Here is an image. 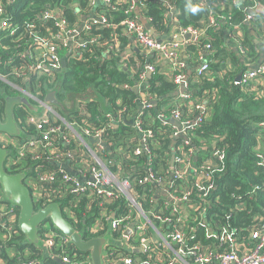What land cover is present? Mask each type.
Wrapping results in <instances>:
<instances>
[{
	"label": "trees",
	"instance_id": "16d2710c",
	"mask_svg": "<svg viewBox=\"0 0 264 264\" xmlns=\"http://www.w3.org/2000/svg\"><path fill=\"white\" fill-rule=\"evenodd\" d=\"M3 1L4 16L12 23L21 25L13 37H3L5 32L0 33V71L4 73L11 72L12 67L19 64L20 53L23 50H32L37 53L34 47L36 37L52 38L60 33L55 17L44 21L39 18L41 11L56 10L60 16H63L67 25L74 28L81 24L82 16L91 18L94 10L91 0H16L13 3ZM220 1L209 0L213 7L212 13L227 18V27H229L228 24L231 27L234 24H241L239 27L241 33L236 37L237 43H232L226 39L223 30L207 28L208 34L205 37L201 36L198 44H188L183 48L190 64L194 66L200 64L201 56L205 53L209 65L205 75L199 76L196 71H193L188 76V92L191 94V99H196L198 102L206 101V109L205 113L199 114L201 121L189 128L185 137H174L173 130L168 128L171 124L164 126L156 114L166 107V115H169L170 108L176 106L178 100L180 101L179 97L176 100L172 95L178 88L173 77H169L164 69L157 65L155 72L148 78V86L142 93H136L133 87L141 81L138 74L132 70L138 63L141 65H137V68H143L144 59L138 56L136 60H130L128 69L125 70L116 56L117 51L107 50L114 44L115 39L123 40L125 37L121 22L127 14L121 8L122 5L112 8L102 4L95 9L96 15L103 13L106 16L109 25H103L100 22L87 33L78 32L76 39L86 37L87 41L83 47L77 48L80 55H71L67 58V67L61 74L53 71L48 75L30 73L27 78H12L14 82L29 88L41 97L54 89L61 101L67 94L84 97L81 98L83 102L79 101L76 109L69 113H65L66 110L63 112L60 110V112L64 119L79 131L83 127L91 131H101V137L105 143V147L100 152L101 156L111 162L113 169H116L115 165L120 166L122 177L134 174V167H139L143 163V156L132 155L131 147L127 145V142L136 136V129L131 123V119L135 117L139 119L144 130H151L159 139L158 144H152L156 158L154 171L160 175L166 170V177L173 184L170 187L172 193L181 195L182 191L188 188L192 192L191 197L197 199V196L203 192L200 191L194 177L187 174L186 178L182 179L172 175L173 170L184 166V163L177 161L171 164L172 154L175 153L181 158L189 155L191 159L197 156L198 167L206 165L205 162H210L213 166L212 178L207 182L213 185L208 191V196L213 202L210 210L219 212V217L214 222L219 227L229 223L230 226L245 228L255 223L247 210L234 212L231 221L227 220L225 213L243 203L248 210H252L253 213L259 212L260 217H264L262 209L264 193L258 191L255 193V199L250 193V187L258 184L262 186L264 183V167L257 164L256 157L258 144L264 139L263 131L256 126V122L264 121V92L258 89L255 83H252L249 89L242 83L243 72L256 64L260 58V48L264 46V30L261 25L263 16L258 15L256 19L259 28H252L250 24L242 23L243 14L240 8L231 4L229 0H224L226 5L221 9ZM126 3L127 0H123V4L126 5ZM137 5L142 15L149 18L153 30L160 35H170L173 17L184 26L191 25L199 28L204 25L210 13L207 6L200 0H138ZM193 8L196 9L195 12L192 11ZM131 15L133 16L134 13L132 12ZM27 23L34 25L24 30L22 26ZM45 25L49 28L46 29ZM121 42L124 43V41ZM67 52L68 48L64 46L59 50L62 57ZM179 56L184 61L180 53ZM175 73L187 75L186 64ZM2 89L8 94L12 91L10 86L0 81V92ZM144 98L158 100L157 106L142 108L140 101ZM1 100L3 99L0 93V103ZM191 106V100L179 102L182 113L188 111ZM2 114H4L3 103L0 106V116ZM28 114L25 110H17L16 118L28 137L37 138L39 129L36 125L26 122ZM196 114L194 113L193 117ZM113 120L118 121L117 127L111 125ZM186 140H189L188 144ZM38 145L40 147V142ZM125 153L130 155L126 157ZM220 155L222 158L219 157ZM33 158L34 153L27 152L8 170L14 173L25 170L34 163ZM34 167L55 169L56 166L39 160ZM135 173L134 176L140 179L144 176L145 170L138 168ZM135 186L136 190L144 195V199H147L148 202L144 201V206L148 208L150 206L148 191L154 189V184L135 183ZM49 193L52 194L53 199L61 201L64 217L76 229L85 228L84 239L95 236L92 233L95 218H102V221L106 222V213L114 211L117 215H125L129 209L128 202L123 196L117 199H101L96 195L88 194L76 196L70 192L69 185L61 177H57L56 183L48 187L47 194ZM165 201L166 197L161 196L157 204L164 206ZM167 201L166 215H169L171 201ZM151 208L156 214L161 207L152 206ZM68 209L70 212H67ZM195 212L192 210V214H197ZM195 219L196 222H201L204 218L195 215ZM153 223L161 227L158 219L155 218ZM39 235L45 240L53 241V244L48 247L52 254L61 258L68 256L73 264H85V256L88 253L79 250L70 242H64V234L50 223L40 226ZM7 236L6 238L5 231L0 227V258L4 260L0 264H19L24 260H38L39 264H64L60 260L45 255L47 251L43 248L27 243L24 234L17 227ZM189 237L190 231L188 240ZM204 238L205 230L199 227L196 237L189 241L190 246L194 241L205 242ZM129 242L131 244L134 241L130 239ZM140 243V239H137L134 244L140 245ZM110 251L118 257L128 255L139 258L141 261L148 260L150 264L153 262L168 264L167 255L172 252L170 249L134 252L116 248Z\"/></svg>",
	"mask_w": 264,
	"mask_h": 264
},
{
	"label": "built area",
	"instance_id": "2783aa9c",
	"mask_svg": "<svg viewBox=\"0 0 264 264\" xmlns=\"http://www.w3.org/2000/svg\"><path fill=\"white\" fill-rule=\"evenodd\" d=\"M15 1L7 0L8 3ZM137 1L127 0L126 5H124L123 0H116L115 2L102 0L103 4L112 8L122 5L121 8L127 16L121 22V26L132 35L135 45L141 50V54L144 53L143 55H145L143 68H137V65H141L138 63L132 70L138 74L141 81L133 87L134 89L135 87H143L145 89L148 86V78L155 72L159 61H168L171 68V77L181 89L178 95L180 101L191 100L192 106L188 111L182 113L178 102L176 106L170 108V115H166V107L156 112V114L164 126L169 124L166 120L168 118L177 120L179 127L169 124L168 128L173 130L172 134L174 137H185L187 130L201 121L199 114L200 112L205 113L206 101L198 102L196 99L192 100L191 94L188 92V76L183 73H175V71L185 66V62L179 56L180 50L188 44H198L199 38L208 34L207 28L223 30L226 38L229 37L232 43H237L236 37L241 33L239 30L241 24H234L233 27L228 24L229 27H227L226 22L228 19L214 15L212 13V3L209 0H200L210 11L204 25L199 28H194L191 25L184 26L173 17L170 30L172 39L168 38L159 41L157 37L148 32L140 19L137 12L140 7L137 5ZM229 1L242 10V23L246 22L252 28H259L256 19L258 15H262L261 25L262 30H264V14L257 10L260 5L264 6V0ZM225 5L224 0L219 2L221 9L225 8ZM4 7V1L0 0V33L5 32L3 37H13L17 32V28L21 25L12 23L9 18L4 16ZM95 9L96 6H94ZM132 12L134 13L133 16L131 15ZM53 16L60 33H57L52 38L39 39L36 37V45L34 47L37 53L32 50H23L20 53L21 61L12 67L11 72L4 73L0 71V81L10 86L12 91L16 92V94H25L35 104L45 107L44 112L40 116L30 113L24 107L20 109L29 113L26 122L36 125L39 129L37 138H31L25 134L26 139H17L10 137L6 133H0V144L9 148L12 152L6 162L7 169L16 164L27 152L34 153V163L22 171L29 172L25 183L31 190L35 207L45 206L52 202L61 203V201L53 199L52 194H47L48 187L56 183L57 177H61L69 185L70 192L76 196L88 194L90 196L96 195L101 199L125 197L129 205L127 214L117 215L116 212L112 211L105 214L106 222L102 221V218L94 219L92 233L95 236L93 237H102L109 234L112 238V242L106 246V252L103 257L105 264H150L148 260L141 261L139 258L128 255L115 256L110 251L114 248L134 252H136L135 250L148 252L170 249L172 252L167 255L168 264H264V217H260L259 212L253 213L252 210H248L245 204L242 203L225 213L227 220L231 221L234 212L247 210L255 223L245 228L230 226L229 223L219 227L214 222L219 217V212L210 210L213 205L208 196V191L212 189L213 185L207 183L212 178L211 168L213 166L210 162H205L206 165L198 167L197 162L194 161L195 156L191 159L189 155L181 158L176 156L175 153L172 154L171 164L174 161L184 163L182 168L173 170L172 175L182 179H185L187 174L194 177L200 191H203L201 195L197 196V199L191 197L192 192L188 188L182 191L181 195L172 193L170 187L173 184L166 177V170L160 175H157L154 171L156 158L152 150V144H158L159 139L154 136L151 130H144L139 123V119L135 117L131 119V123L136 129V136L130 139L127 145L131 147L132 155L143 156V163L139 167H134V174L122 177L120 175L121 167L115 165L116 169H113L111 162L106 161L101 156L100 152L105 147V143L101 137L100 130L91 131L89 128L83 127L79 131L73 124L68 123L64 119L58 107L44 102L45 96L41 97L33 93L29 88L14 82L12 77L27 78L30 73H46L48 75L53 71L57 72L61 69V62L64 58L78 55V53L80 55L77 48L83 47L87 39L86 37H81L77 40L76 35L79 31L87 33L94 25L100 22L103 25H109L103 13L99 15L94 13L91 18L82 21V27V23L76 26L78 28H70L63 16H60L56 10L45 9L39 14V18L44 21ZM33 25L32 23H27L22 27L25 30ZM47 28L49 27L46 26ZM187 34L190 35L188 39L177 41L178 38H184ZM73 44L77 45L76 51L73 48ZM63 46L68 48V52L62 57L59 54V50ZM108 50L118 51L117 39L114 40V44L110 45ZM67 54H69L68 57H66ZM146 57L151 59L146 60ZM201 58L202 62L196 70L199 76L205 75L209 69L205 53L202 54ZM255 81H264V63L255 67L250 66L243 72L242 83L244 87L249 89L250 85ZM262 91L264 92V89ZM2 92L5 91L3 90ZM151 102L150 99L144 98L140 101V104L142 108L152 107L153 104ZM194 113L197 114L193 117ZM58 121L62 123L58 124ZM115 124L118 125L117 120H113L111 123L113 126ZM256 126L264 134V121L256 122ZM22 130L24 132L23 128ZM38 142L41 144L40 147H38ZM185 142L188 144L189 140ZM128 155L130 154L125 153L126 157ZM219 157L222 158V155ZM256 157L258 159L257 164L264 167V139L258 144ZM39 160L52 163L56 167L55 169L35 168L34 166ZM64 162L68 163L67 167L63 165ZM138 168L145 170L144 176L140 179L134 176ZM135 183L154 184V189L148 191L150 193V206L148 208L144 206V201H147V199H144V195H141L136 190ZM206 183L207 186H205ZM258 191L264 193V183L262 186L258 184L250 187V193L254 199L256 198L255 193ZM161 196L166 197L164 206L157 204ZM167 200L171 201L169 205L171 214L169 215H166ZM152 206H160L161 208L154 214ZM262 209L264 210V207ZM17 210L16 207L5 203L0 205V227L5 231L6 238L8 233L14 231L16 227L18 228L19 210ZM192 210H195L197 214H192ZM67 212H70L69 209ZM209 214L210 217H208ZM195 215L204 219H200L201 222H196ZM155 218L160 221L161 227L155 226L153 223ZM199 227H203L205 230V242L202 240L194 241L190 246L189 241L196 237ZM189 231L190 237L188 240ZM130 239L134 241L131 244L129 242ZM137 239H140V245L134 244ZM44 241L47 244V247L43 249L47 251L45 255L55 259L58 258L64 264H73L68 256H62L61 258L49 252L48 247L53 244L51 239H44ZM64 242H70L66 235H64ZM3 261L0 258V263H3ZM84 263L92 264L90 253L85 256ZM19 264H39V261L24 260ZM152 264L157 263L153 262Z\"/></svg>",
	"mask_w": 264,
	"mask_h": 264
},
{
	"label": "water",
	"instance_id": "95a60500",
	"mask_svg": "<svg viewBox=\"0 0 264 264\" xmlns=\"http://www.w3.org/2000/svg\"><path fill=\"white\" fill-rule=\"evenodd\" d=\"M258 12L264 14V6L258 7ZM148 32L157 37L155 31L150 27L147 20L143 19ZM190 37L187 34L184 38L180 37L177 41L182 39H188ZM159 41L165 40L168 37L166 35L158 36ZM137 51L139 49L137 48ZM69 54L66 55L68 57ZM67 67L66 58L61 62V69L64 70ZM144 89L143 87H136L134 91L140 93ZM4 104V114L0 116V133H6L10 137L17 139H26V135L19 125V121L16 118V108L24 107L30 113L37 116L42 115L45 107L39 106L32 102L30 97L25 94L9 95L4 92L1 93ZM68 95V94H67ZM66 95V96H67ZM79 98L72 100L69 97V103L73 106L72 109L78 107L79 101H82V97L74 95ZM82 98V99H81ZM46 104H52L62 112L64 111V103L56 97V89L47 92L44 97ZM154 104H158V101H153ZM66 113V112H65ZM172 125L179 127V122L174 118L166 119ZM115 127L117 125L115 124ZM12 152L9 148L0 144V202L9 204L16 207L19 210L18 216V228L25 236L27 243H32L38 247H47L46 242L39 235V228L44 223H50L57 228L61 233L66 235L70 242L74 244L79 250L86 253H90L92 264H105L103 257L106 252V246L112 242V238L109 234L102 237H93L89 239L83 238V229H76L73 224L64 217L62 205L60 202H52L45 206L35 207V203L32 197L29 186L25 183L26 177L29 172H10L6 167V162ZM194 161L197 162V156L194 157ZM156 240V239H155ZM148 244V243H147ZM140 252L141 250H135ZM58 260V258H56Z\"/></svg>",
	"mask_w": 264,
	"mask_h": 264
},
{
	"label": "crops",
	"instance_id": "0c3cea01",
	"mask_svg": "<svg viewBox=\"0 0 264 264\" xmlns=\"http://www.w3.org/2000/svg\"><path fill=\"white\" fill-rule=\"evenodd\" d=\"M92 1V4L94 5V6H96V8L98 7V6H100V5H102L103 4V2H102V0H91ZM138 15L140 16V19L142 20V22H143V19L144 20H147L148 21V23H149V25H150V21H149V18H147V17H145V16H143L142 14H141V12H140V9L138 8ZM95 13V10H93V12H92V15ZM88 18V16H82L81 17V23H82V25H81V27L83 26V20H86ZM144 23V22H143ZM144 25H145V23H144ZM145 27H146V25H145ZM150 27L152 28V26L150 25ZM147 29V28H146ZM153 29V28H152ZM122 32H123V34L125 35V37H123V40L122 39H118V51H117V53H116V56L119 58V62H120V65L121 66H123L124 67V69L125 70H127L128 68H127V66L129 65V63H130V60H136L137 58H138V56H141L144 60H145V55H143L144 53H142L141 54V50H139V51H137V46L135 45V43H134V39H133V37H132V35L127 31V30H125V29H123L122 30ZM156 33V32H155ZM156 35H157V37L158 36H163V35H160V34H157L156 33ZM166 35V34H165ZM168 35V34H167ZM166 35V36H167ZM169 39H172V37L170 36V35H168L167 36ZM167 38V39H168ZM226 39H228V41H230L231 39L228 37V38H226ZM127 40V41H126ZM121 41H124V43H122ZM232 41V40H231ZM230 41V42H231ZM121 42V43H120ZM73 48H74V50L76 51V48H77V45H74L73 44ZM139 49V48H138ZM261 52H260V58H259V60L256 62V64H254L253 65V67H255V66H257V65H260V64H262L263 62H264V46H261ZM108 50V49H107ZM109 51V50H108ZM180 54H181V57H182V59L184 60V62H185V64H186V70H187V76H189L193 71H196L197 70V68H198V66L200 65V64H197V65H192V64H190L189 63V59L187 58V54H186V52L183 50V49H181L180 50ZM78 55H79V53H78ZM67 59V58H66ZM147 59H151L150 57L148 58V57H146V60ZM158 65L160 66V68H162V69H164V72L169 76V77H171V71H170V67H169V63H168V61H163V60H160L159 61V63H158ZM65 70V69H64ZM64 70H61V71H57V73H62ZM255 83V85H257L256 87L258 88V89H260V90H262V89H264V81H255L254 82ZM136 88V87H135ZM180 92H181V89H179V86H178V88L176 89V91H174L173 92V98L174 99H176L177 97H178V95L180 94ZM142 93V92H141ZM56 97H57V95H56ZM58 98V97H57ZM59 99V98H58ZM60 100V99H59ZM152 102V106L153 107H155V106H157L156 104H154V102L153 101H158V100H155V99H150ZM176 100H178V99H176ZM62 102L64 103V110H66L65 112L66 113H69V112H71L73 109L71 108V107H69V106H67L66 105V102H65V98H64V100H62ZM83 102V101H82ZM178 102H180L179 100H178ZM60 110V109H59ZM170 115V114H169ZM168 123L169 124H171L169 121H168ZM63 165H65L66 167L68 166V163H63ZM6 204V203H5ZM0 205H3V203H0ZM7 205H9V204H7ZM9 206H11V205H9Z\"/></svg>",
	"mask_w": 264,
	"mask_h": 264
},
{
	"label": "rangeland",
	"instance_id": "374dc122",
	"mask_svg": "<svg viewBox=\"0 0 264 264\" xmlns=\"http://www.w3.org/2000/svg\"><path fill=\"white\" fill-rule=\"evenodd\" d=\"M4 93H6V92H4ZM6 94H8V93H6ZM89 95H92V96H93V94H89ZM69 97H70L72 100H74L75 98H79V97L74 96V94H68V95L65 97L66 105L72 108L73 106L71 105V103H69V100H68ZM83 98H84V97H83Z\"/></svg>",
	"mask_w": 264,
	"mask_h": 264
},
{
	"label": "flooded vegetation",
	"instance_id": "af4514ba",
	"mask_svg": "<svg viewBox=\"0 0 264 264\" xmlns=\"http://www.w3.org/2000/svg\"><path fill=\"white\" fill-rule=\"evenodd\" d=\"M2 91H3V89L1 90V92L0 93H2ZM10 95H15L16 94V92H14V91H11L10 93H9ZM1 96H2V94H1ZM46 96V95H45ZM2 99H3V97H2ZM3 103V105L5 104V100L3 99V100H1V103H0V106H1V104ZM21 109V107L20 108H16L15 110L17 111V110H20ZM3 115V114H2Z\"/></svg>",
	"mask_w": 264,
	"mask_h": 264
},
{
	"label": "clouds",
	"instance_id": "9594fccd",
	"mask_svg": "<svg viewBox=\"0 0 264 264\" xmlns=\"http://www.w3.org/2000/svg\"><path fill=\"white\" fill-rule=\"evenodd\" d=\"M192 11H193V12H195V11H196V9H195V8H193V9H192Z\"/></svg>",
	"mask_w": 264,
	"mask_h": 264
}]
</instances>
